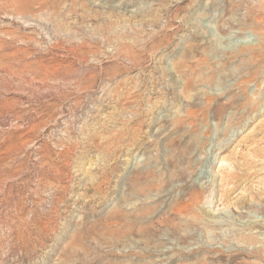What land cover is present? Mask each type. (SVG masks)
Wrapping results in <instances>:
<instances>
[{"label": "rangeland", "instance_id": "obj_1", "mask_svg": "<svg viewBox=\"0 0 264 264\" xmlns=\"http://www.w3.org/2000/svg\"><path fill=\"white\" fill-rule=\"evenodd\" d=\"M263 6L0 0V264H264Z\"/></svg>", "mask_w": 264, "mask_h": 264}, {"label": "bare ground", "instance_id": "obj_2", "mask_svg": "<svg viewBox=\"0 0 264 264\" xmlns=\"http://www.w3.org/2000/svg\"><path fill=\"white\" fill-rule=\"evenodd\" d=\"M263 11H264V6H263ZM261 18H264V15L261 16ZM262 25H263V26L261 27V29H262L261 36L264 37V20L262 21ZM258 225H260V224H258ZM254 226H255V225H254ZM254 228H259V230L263 229V228H261V227H257V226L254 227ZM263 230H264V229H263ZM263 230H262V231H263ZM262 231H260V232H262ZM258 232H259V231H258Z\"/></svg>", "mask_w": 264, "mask_h": 264}]
</instances>
